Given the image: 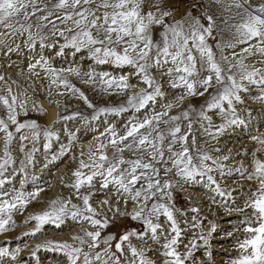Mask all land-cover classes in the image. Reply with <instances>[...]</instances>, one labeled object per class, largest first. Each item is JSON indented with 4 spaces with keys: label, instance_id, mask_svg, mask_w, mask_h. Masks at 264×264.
I'll use <instances>...</instances> for the list:
<instances>
[{
    "label": "snow or ice",
    "instance_id": "1",
    "mask_svg": "<svg viewBox=\"0 0 264 264\" xmlns=\"http://www.w3.org/2000/svg\"><path fill=\"white\" fill-rule=\"evenodd\" d=\"M215 2L230 14V18L223 23L228 26L231 39L217 42L214 50L209 43L214 39L215 27L211 15L206 16L207 25L196 17L187 23L180 20L169 23L167 18L170 12L163 10L153 0H0V28L9 30L4 34H26L25 46L32 51L39 45L40 58L29 64V70L39 75L37 70L40 69L50 75L54 84L78 94L87 107L93 110L90 116L81 117L86 126L102 116L132 113L119 128L115 124H108L95 138L97 144L94 151L89 150L87 162L81 159L78 168L72 173L75 180L68 186L76 190L82 204L57 198L49 202L46 210L30 215L25 221L37 222L35 229L31 233H24L25 236L36 235L47 224L60 228L69 219L76 223H88L95 229H83L82 235H73L71 239L74 243L47 241L37 245L31 253L37 259V264L36 253L42 247L62 252L67 257V264H123L120 257L125 244L134 258L131 264H136V259L139 264H156L132 244L131 238L145 241L148 237L154 243H159L158 232L164 237L162 264H186L192 256V250L200 247L194 238L185 253L181 254L178 250L182 230L175 219L176 209L172 203V192L177 185L168 177L175 174L185 183H202L219 196L231 195L221 190L213 175L216 171L225 174L220 160L213 159L197 147L193 125L199 122L204 134L216 139L226 129L244 123L235 108L236 104L243 103L240 93H248L250 87L254 86L259 89V95L253 98L264 102V68L244 62L247 56L255 53L260 55L261 63L264 64V0ZM146 4L149 5L148 11H145ZM237 45L247 47L242 48L240 54L233 52L231 58L223 54L225 47L235 49ZM45 49H58L55 51L56 56H65L69 50L73 57L87 52V59L96 67L90 66L83 73V82L103 93L127 95V99L118 106L98 107L93 104L65 75L81 76L79 67H53L50 58L44 55ZM125 67L132 68L134 72L114 74V70ZM97 68L101 70L97 71ZM153 69L168 77V85L172 89H183V93L175 97L176 102L189 96L207 94L208 98L198 109L189 105L175 115H170L175 103H164L157 111L158 102L166 97L161 82L152 74ZM136 77L144 85L138 91L136 85L130 83ZM7 91L11 100L8 96H0V106L7 111V120L0 118V132L4 133L0 177L13 163L9 145L14 133L8 121H11L17 133L28 129L34 142L42 134L46 141L45 150L51 147L53 138H58L51 128L42 129L36 121L20 122L17 119V97L11 95V89ZM129 91L131 94H128ZM19 110L26 114V103L20 102ZM142 111L144 115H138ZM211 112L220 115L222 122L215 124L209 115ZM76 116L79 113L61 119L69 120ZM185 121L187 131H183ZM70 136L74 137L75 134L70 133ZM27 139V136L22 137L21 150L23 141ZM253 139L264 144V138ZM71 142L70 139L69 144ZM109 148L112 150L111 155L108 154ZM36 150L34 144L32 151L27 154L29 163ZM66 151L67 147L62 146L59 155ZM125 152L130 155L126 157ZM223 159L227 160L228 157ZM252 164L253 171L246 178L255 179L257 187L248 196L244 207L235 209L245 215L236 227V231H242L243 235L236 237L237 255L231 264H264V161L255 158L254 153ZM20 171L23 172V161ZM97 180L99 191L106 193L111 189L120 200L135 205L133 212L121 215L139 221L141 230L132 228L119 235L109 233L102 236L101 229H107L110 220L103 211L98 212L92 207L90 200L93 191L81 195L85 188L96 189ZM5 182V179H0V186ZM37 195L16 192L9 198L7 192H0V232L12 226V212L22 209ZM212 199L215 202V198ZM101 203L108 205L113 214L119 211L118 208L112 209L107 199ZM191 211L199 213L196 207L191 208ZM161 216L169 222L170 232H164L158 222ZM196 226L193 224V227ZM212 231H215L214 226L208 236H211ZM199 239L205 245L208 244V238L203 234ZM101 243L103 248H100ZM18 254L19 249L10 252L0 247V257L11 255L15 259Z\"/></svg>",
    "mask_w": 264,
    "mask_h": 264
},
{
    "label": "rangeland",
    "instance_id": "2",
    "mask_svg": "<svg viewBox=\"0 0 264 264\" xmlns=\"http://www.w3.org/2000/svg\"><path fill=\"white\" fill-rule=\"evenodd\" d=\"M153 2L159 3L163 10L170 12V16L167 18L169 23L175 20L187 23L196 17L202 24L207 25L206 16L211 15L215 21V27L214 39H211L209 43L214 50L217 42H227L231 39V32L228 26L223 23L224 20L230 18V14L225 12L223 6L217 4L215 0H153ZM180 3L183 5L184 11L174 17ZM148 10L149 5L146 4L145 11ZM7 31L9 30L0 28V77H3L0 79V96H8L11 100L7 91L11 89V95L17 97L19 112L17 119L20 122L36 121L42 129L51 128L58 134V138H53L50 141L51 147L45 150L46 141L42 134L39 140L34 142L28 129L17 133L15 127L11 126V121H8L10 130L14 133L13 140L9 145L13 163L8 167L5 175L0 177L6 181L4 185L0 186V192H7L9 198L16 192H24L25 195L38 193V195L35 199L29 200L22 209L14 210L10 222L12 226H7L5 231L0 232V247L7 248L10 252H16L19 249V254L15 259L11 255L0 257V264H37V259L31 255L37 245H43L47 241L74 243L71 239L73 235H82L83 229L90 231L95 229L88 223H76L69 219L60 228L47 224L36 235L25 236L23 234L31 233L37 223L35 220L27 223L25 221L30 215L46 210L49 207V202L57 198L70 199L72 203L82 204V200L77 198L76 190L68 186L75 180L72 173L78 168L81 159L87 162L89 150H95L97 144L95 138L105 130L108 124H115L119 128L130 118L132 113H125L122 116H102L86 126L85 120L81 117L90 116L93 110L87 107L78 94H73L64 87L54 84L50 75L40 69L37 70L39 75L29 70V64L35 63L40 58L39 45L35 51H32L25 46L26 34L23 36L5 35L4 33ZM244 47L247 45H237L235 49L225 47L223 54L231 58L233 52L240 54ZM57 50L45 49L44 55L50 58L52 66L57 69H66L69 66L79 67L81 76L68 73L65 75L70 83L83 92L93 104L98 107L118 106L127 99V95L103 93L98 88L83 82V73L90 66L96 67L87 59V52L73 57L69 50L65 56H56L55 51ZM261 60L260 55L254 53L247 56L244 62L256 68H264ZM100 70L101 68H97V71ZM121 72L127 75L133 73L134 70L130 67L114 70L115 75H119ZM152 74L161 82V88L166 97L165 100L158 102L157 111L164 103H175L176 106L170 112V115H175L189 105L198 109L208 98L207 94L205 96H189L183 101L176 102L175 97L182 94L183 89H172L168 85V77L155 69ZM130 83L136 85L137 91L144 87L139 82V77L130 80ZM128 94H131V91ZM240 95L243 103L236 104L235 108L243 119V124L226 129L216 139L204 134L199 122L193 125L197 147L207 152L213 159L220 160L225 174L221 175L219 171H216L213 175L221 190L226 193L230 192L231 195L219 196L211 189L205 188L202 183H185L175 174H170L168 177L177 185L172 192V203L176 209L175 219L182 230L178 250L181 254L185 253L188 250L187 246L194 238L195 242L200 245L192 250V256L186 264H231V260L237 255L236 237L242 236L243 233L236 231V227L245 213L235 209L243 208L248 196L257 187L255 179L246 178V175L253 171V154L255 153V158L264 161V144L253 139V137L264 138V102L253 98L259 95V89L254 86L250 87L248 93L242 92ZM20 102L26 103V114L19 110ZM75 113H79V116L74 119H61ZM138 115L143 116L144 112L142 111ZM209 115L215 124L222 122L221 116L215 112H211ZM0 118L7 120V111L3 106H0ZM183 131H187V121L183 124ZM70 133H74L75 136H70ZM25 136L28 139L23 141V150H21L22 137ZM70 139L72 142L69 144ZM3 140L4 133L0 132V158L4 154ZM190 140L191 138H189V142ZM34 144L37 150L33 153L29 163L27 154L32 151ZM62 146L67 147V151L63 155H59ZM108 154H112L111 148H109ZM124 155L128 157L130 154L125 152ZM54 156L57 158L53 159ZM226 156L228 159L224 160L223 157ZM22 161L23 172L20 171ZM89 191L94 192L90 200L92 207L98 212L103 211L111 222L107 229H101L102 236L109 233L119 235L132 228L141 230L139 221H133L130 217L121 215L125 212H133L135 205L132 202L125 203L120 200L111 189L106 193L99 191V180L96 181V189L85 188L81 195L87 194ZM212 197L215 198V202ZM105 199L110 201L112 209L118 208L119 211L115 214L109 211L108 205L101 203ZM193 207L198 208L199 213L192 212L191 208ZM158 222L164 232H170V224L165 217L161 216ZM193 224L197 226L193 227ZM222 224L228 226H221ZM213 226L215 231H212L211 236H208ZM229 233L232 235H228ZM201 234L208 238L207 245L199 239ZM158 236L159 243H154L148 237L145 238V241L132 237L131 242L137 249L145 252L147 259L155 261L156 264H162L164 258L161 253L164 237L159 232ZM103 247L104 245L101 243L100 248ZM208 253L211 255L209 256ZM36 256L39 264H48L47 262L49 264H67V257L60 251L42 247L37 251ZM120 258L123 264H131L133 261L134 258L127 244H125L123 255ZM136 264H139L138 259H136Z\"/></svg>",
    "mask_w": 264,
    "mask_h": 264
},
{
    "label": "water",
    "instance_id": "3",
    "mask_svg": "<svg viewBox=\"0 0 264 264\" xmlns=\"http://www.w3.org/2000/svg\"><path fill=\"white\" fill-rule=\"evenodd\" d=\"M183 11H184V7H183V5L180 3V4L178 5V8H177L176 12L174 13V17H177V16H179L180 14H182Z\"/></svg>",
    "mask_w": 264,
    "mask_h": 264
},
{
    "label": "bare ground",
    "instance_id": "4",
    "mask_svg": "<svg viewBox=\"0 0 264 264\" xmlns=\"http://www.w3.org/2000/svg\"><path fill=\"white\" fill-rule=\"evenodd\" d=\"M132 73V72H131ZM167 85V84H166ZM221 226H228L227 224H222ZM220 241H223L224 239H218ZM49 264V262H47Z\"/></svg>",
    "mask_w": 264,
    "mask_h": 264
}]
</instances>
